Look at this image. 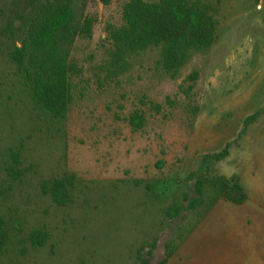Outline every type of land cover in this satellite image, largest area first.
Returning a JSON list of instances; mask_svg holds the SVG:
<instances>
[{"label":"rangeland","instance_id":"1","mask_svg":"<svg viewBox=\"0 0 264 264\" xmlns=\"http://www.w3.org/2000/svg\"><path fill=\"white\" fill-rule=\"evenodd\" d=\"M75 1L96 21L72 51L82 72L66 120L37 117L0 48V214L12 223L0 264H139L138 254L158 264L166 245L173 253L165 264H264V0L220 1L216 39L190 97L178 85L202 66L198 58L177 80L158 82L135 65L119 83L99 86L94 66L122 0ZM13 2L0 0V39ZM186 103L198 106L192 128ZM134 109L147 120L138 131L124 120ZM226 144L228 155L209 174H238L247 195L240 205L211 204L196 187L207 171L203 155ZM12 151L21 161L13 179L3 169ZM65 174L74 187L60 206L41 184ZM173 201L179 212L168 218L163 210ZM36 227L49 237L33 248L24 239Z\"/></svg>","mask_w":264,"mask_h":264},{"label":"trees","instance_id":"2","mask_svg":"<svg viewBox=\"0 0 264 264\" xmlns=\"http://www.w3.org/2000/svg\"><path fill=\"white\" fill-rule=\"evenodd\" d=\"M13 1V9L4 28L7 36L0 39V48L22 77L24 90L38 111L37 117L52 122L64 121L71 111L78 87L75 78H81L82 72L72 57V51L78 38H91L96 17L85 13L83 6L77 5L75 0H27L25 5H21L19 0ZM112 1L99 0L104 6ZM220 1L122 0L120 21L106 24L101 44L102 57L94 66L99 86L111 81L119 83L135 65L147 70L158 82L177 80L183 70L198 58L202 66L185 74L178 85L182 93L190 97L195 92L193 89L216 39ZM79 94H82L81 90ZM149 104L151 111L160 112L159 103L149 101ZM183 110L188 116L187 126L192 128L198 106L186 103ZM256 115L248 116L244 126ZM124 120L133 131L143 129L147 122L141 109H134ZM228 147L226 144L218 152L203 155L208 162L207 171L197 178L196 187L200 194H204L206 189V197L211 199V204L218 198L235 205L247 199L238 174H209L211 164L228 155ZM18 153L12 151L11 161L4 162L3 169L11 179L21 165ZM73 187V177L69 174L44 180L41 184L42 193L60 206L70 201L69 193ZM178 212L176 201L163 210L168 218ZM10 224L0 214V244L5 248ZM48 237L45 229L36 227L29 231L24 241L36 248L43 246ZM172 253L173 250L166 245L164 257L158 264H165ZM138 258L139 264H147L140 254Z\"/></svg>","mask_w":264,"mask_h":264}]
</instances>
